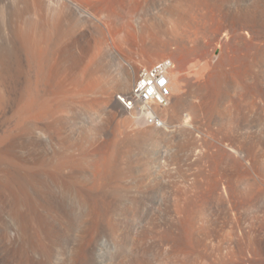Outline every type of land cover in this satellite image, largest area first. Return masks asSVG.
Here are the masks:
<instances>
[{
    "label": "bare ground",
    "instance_id": "1",
    "mask_svg": "<svg viewBox=\"0 0 264 264\" xmlns=\"http://www.w3.org/2000/svg\"><path fill=\"white\" fill-rule=\"evenodd\" d=\"M32 1L0 0L17 9L13 38L0 36V264H90L101 230L135 251L117 264H264V216L224 208L264 198V0H96V16L69 0L72 24L60 12L43 22ZM75 27L97 36L82 56L67 50ZM12 42L21 72L7 67ZM135 51L144 66L130 65ZM164 55L175 59L168 77L179 66L205 76L169 79L165 107L124 110L116 96ZM115 102L126 123L109 138L101 125ZM184 128L199 134L176 141ZM143 198H172V211L138 226Z\"/></svg>",
    "mask_w": 264,
    "mask_h": 264
},
{
    "label": "rangeland",
    "instance_id": "2",
    "mask_svg": "<svg viewBox=\"0 0 264 264\" xmlns=\"http://www.w3.org/2000/svg\"><path fill=\"white\" fill-rule=\"evenodd\" d=\"M24 1V0H23ZM23 1H21L20 0V2H21V4L19 3V0H18V2H17V4H18V6L17 7H19L20 5L21 6H23L24 4H23ZM72 3L74 2V4H76V5H79V6H81V7H85V3L82 1V0H74V1H72V0H70ZM69 0H40L39 2L40 3H42V4H39V2H36V0L34 1V2H36L38 5H40V6H37L36 5V7H37V9H39L40 10V8H42L41 10L43 11H40V13L42 12V14H40L41 16L42 15H44V19L42 18V20H43V22L45 21V23H46V21L47 22H50V23H52V22H54V21H52L53 19L55 20L60 14H64V16H65V14H67L65 17H66V22L67 23H69V24H72L73 23V21H75L77 18H78V16L76 17V11L73 9V5L71 6H68L69 4H71V2H70ZM79 1H80V4H78L79 3ZM82 1V2H81ZM90 3H92V7H91V4L89 3L88 5H86L87 7H88V9H87V7H86V10L87 11H89L88 13H90V14H92V15H95L96 16V10L99 8V6H101V4H100V2H97L96 0H94L93 2H91L90 0H88ZM33 1H32V3H34ZM70 2V3H69ZM77 2V3H76ZM98 4H96V3ZM7 3H10V2H4V3H2V4H4L5 6H3L2 4H1V8H3V7H5V9L6 8H8V6H10L11 4H7ZM35 3V4H36ZM69 3V4H68ZM94 3V4H93ZM23 4V5H22ZM44 4V5H43ZM81 4H84L83 6L81 5ZM100 4V5H99ZM34 5V4H33ZM7 6V7H6ZM20 6V8H22ZM38 7H40V8H38ZM72 7V8H71ZM90 7V8H89ZM4 9V8H3ZM4 9V10H5ZM71 9H72V11H71ZM85 9V8H84ZM90 9V10H89ZM2 11V9H0V21H2L1 23H0V25H1V27H0V36H2L3 38H5L6 37V39L8 40L10 37H12L13 38V36H11V31H12V29H11V27L8 25V24H6V23H9L10 22V20H7L8 19V17H9V15L12 13V15H14V13L16 12V10L15 11H12L11 13L9 12L10 10L9 9H6V12L5 11ZM7 10H9V11H7ZM70 10V11H69ZM62 11V12H61ZM67 11V12H66ZM69 11V12H68ZM74 11L76 12L75 14H74ZM4 12V13H3ZM14 12V13H13ZM47 12V15H45V13ZM59 12H60V14H59ZM63 12H65V13H63ZM7 13H9V15L7 14ZM17 13V12H16ZM15 13V14H16ZM55 13V14H54ZM58 13V14H57ZM69 13H70V15L73 17H71L70 15H69ZM5 14H7V18H5L6 17V15ZM54 14V15H53ZM4 15V16H3ZM74 15H75V17H74ZM43 17V16H42ZM54 17H56V18H54ZM4 18V19H3ZM47 18H48V20H47ZM53 18V19H52ZM76 18V19H75ZM1 19H3V20H1ZM6 19V20H5ZM70 19V20H69ZM74 19V20H73ZM71 20H72V22H71ZM5 22V23H4ZM50 23H47L48 25H50ZM75 23V22H74ZM7 26H6V25ZM46 24V25H47ZM74 25V24H73ZM73 25H72V28H74L73 27ZM2 26H4V27H2ZM6 26V27H5ZM75 26V25H74ZM8 27V28H7ZM10 27V28H9ZM71 27V26H70ZM11 31H10V30ZM75 31H76V33H75V31H74V34H75V36H74V38H75V41H76V45H73L72 44V46H67L68 48H67V50L69 51V53H71V54H73L74 56H82V55H84V54H86L88 51L89 52H91L93 49H94V43H95V45H96V42L97 41H95V40H97L96 39V33H94V31L93 30H89L90 32H86L87 34V38L85 37V38H81L80 36H81V33L79 32V31H77L78 29H77V27H75ZM6 30V31H5ZM9 30V31H8ZM8 31V32H7ZM3 32V33H2ZM10 32V33H9ZM80 33V34H78V33ZM174 36H176V30L175 31H173V32H171ZM76 34H77V36H76ZM7 35V36H6ZM10 35V36H9ZM78 37V38H77ZM12 38H10V39H12ZM77 38V39H76ZM9 39V40H10ZM107 39H108V41L107 42H109L110 43V39L107 37ZM95 41V42H94ZM12 44H13V42H12ZM10 45H11V43H10ZM16 45L17 44H13V45H11L12 47L14 46V48H15V50L14 49H12V51H14V53L12 52V54H15L14 55V57H12L11 59H9L10 61L8 62V68L10 69V70H17V71H19V72H21V71H23V70H25V58H24V56L21 54L22 53V51L21 50H18V46L19 45H17V47H16ZM93 47V48H92ZM19 48H20V46H19ZM137 49V48H136ZM135 49V50H136ZM138 50V49H137ZM136 50V51H137ZM135 51V52H136ZM17 52V53H16ZM137 54V55H136ZM136 54L133 56V58L135 57V59H133L131 62H129L130 63V65L132 66V65H134L135 66V64H136V66L135 67H140V66H144V64L142 63V61L145 63V61L144 60H141V59H139L138 58V52H136ZM164 59H169V60H171V61H173V62H175V59L172 57V56H170V55H164L163 57H161L160 59H158V60H152L150 63H148L146 66H147V68L148 67H151L152 65H154V64H156L157 62H159V61H162V60H164ZM134 61V62H133ZM136 61V62H135ZM139 61V62H138ZM134 63V64H133ZM141 63V64H140ZM143 64V65H142ZM140 65V66H139ZM199 76H202V77H204L205 76V74L203 73V72H201V71H199V70H195V71H193V70H191V71H189V72H187L186 70H182V68H181V66H179V68H177L176 70H175V74H172V75H169V79H170V82L172 83L174 80H177V79H188V78H193V77H199ZM21 83H22V79H21V76H20V78L18 79V84L17 85H21ZM134 84V83H133ZM116 100V99H115ZM117 102V101H116ZM113 103L112 104V106H110L109 108H107V117L105 118V120L103 121V123H102V125H101V128L103 129V132H104V134L106 135V136H108L109 138H112V137H114V136H122V133H123V130H124V128H123V125L126 123L125 121H126V118L125 117H123L122 116V111L120 110V108H119V106H118V104L117 103ZM123 118V119H122ZM125 122V123H124ZM128 130H130V129H128ZM187 133H190V134H193V135H195V134H199L198 132H196V131H194L192 128H184L183 129V131H180V133H175V140L176 141H180V140H183L184 138H185V135L187 134ZM214 139H215V142H214V144L215 145H219V143H220V140L221 139H219V138H217V137H214ZM171 152H167V155H169ZM156 171L157 170H153L152 172H153V175H155V173H156ZM253 187L251 186V189H252ZM224 200H223V202L226 204V202H227V206L226 207H224L225 209H227L228 208V212H232V213H228L229 215H232L233 213H235L234 215H236L237 213L240 215V213L242 214H250L251 215V213H256V212H258V215H260V216H264V206H262L263 204H264V201L262 200V199H264V198H259V199H254L255 201H256V203H255V201L253 200V201H251L252 203L251 204H247V206L245 205H243L244 206V208H242V204L243 203H241V207H240V202L242 201L241 200V198H238V199H240V201H238V199L237 198H232V199H230V198H226V202H225V198H223ZM236 199V200H235ZM261 199V200H260ZM105 200H107L109 203H112L114 200L112 199V198H110L109 196H106L105 197ZM124 201V200H123ZM122 201V202H123ZM231 201V202H230ZM233 202H234V204H233ZM235 202H236V204H235ZM238 202V203H237ZM244 202V201H243ZM263 202V203H262ZM246 202H244V204H245ZM248 203V202H247ZM255 203V204H254ZM238 204V205H237ZM253 204V205H252ZM258 204H259V207H258ZM150 205H152V207H153V210H150L149 209V206ZM173 205V203H172V198H143V201H142V204L140 205L141 206V209L138 211V226H140V225H142L143 224V222H142V219H143V216H144V214H146V213H148V212H152L153 214H155V213H157L159 216H163V217H166L167 218V216L169 215V211H170V213H171V211H172V208H171V206ZM177 205L179 206V208H180V210L181 211H184V209L185 210H190V204H188L187 203V205H186V207H185V201H184V199L182 198L181 200H178V202H177ZM228 205L230 206V205H232V207L230 206V208L228 207ZM256 205V206H255ZM235 206V207H234ZM239 209H238V208ZM247 209H246V208ZM253 207V208H252ZM255 207H257V209L255 208ZM236 210H235V209ZM255 208V209H254ZM259 208V209H258ZM233 209H234V212H233ZM240 211H238V210ZM244 211H243V210ZM254 210V212H252ZM223 212H222V215H225V214H223L224 213V209L222 210ZM226 212V211H225ZM245 212V213H244ZM227 214V215H228ZM108 215V216H107ZM107 215H105L108 219H109V221H111V218H113V214H110V215H112V217L109 215V214H107ZM236 216H238V215H236ZM226 217H229V216H226ZM105 218V217H104ZM107 219V220H108ZM116 219H117V217H116ZM96 221H93V224H92V229L95 227V225H96ZM249 223H250V221H249ZM248 223V221L246 222V223H242V228L244 229V230H247L246 228H249L250 227V224ZM248 226V227H247ZM126 227L129 229V225L127 224L126 225ZM127 240H129V238H127ZM155 243L154 242H150V241H147V242H145L143 245H142V249H141V251L142 252H144L146 255H147V257H148V259L149 260H151V257L153 256L152 254L154 253L153 251H154V248H153V245H154ZM140 249V248H139ZM124 253V255H128V256H130V255H133L134 253H135V251H134V249H131L130 248V246H125V247H123V248H121V247H119L118 245H116L115 243H113L112 242V240H111V238L109 237V235L105 232V231H103V230H101L96 236H95V241H94V243L92 244V246L90 247V256H89V263L90 264H117V256L119 255V253ZM153 258V257H152Z\"/></svg>",
    "mask_w": 264,
    "mask_h": 264
},
{
    "label": "built area",
    "instance_id": "3",
    "mask_svg": "<svg viewBox=\"0 0 264 264\" xmlns=\"http://www.w3.org/2000/svg\"><path fill=\"white\" fill-rule=\"evenodd\" d=\"M173 67L171 60L164 59L151 67L142 68L132 89L116 96L120 106L126 111L136 107L139 111H146L152 104L167 106L171 96L168 74Z\"/></svg>",
    "mask_w": 264,
    "mask_h": 264
}]
</instances>
